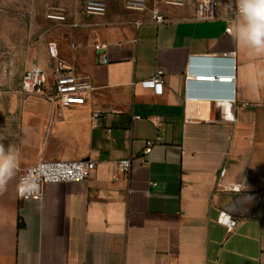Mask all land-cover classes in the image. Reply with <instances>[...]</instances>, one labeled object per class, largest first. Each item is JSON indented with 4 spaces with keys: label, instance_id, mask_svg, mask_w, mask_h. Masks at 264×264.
Returning a JSON list of instances; mask_svg holds the SVG:
<instances>
[{
    "label": "crops",
    "instance_id": "1",
    "mask_svg": "<svg viewBox=\"0 0 264 264\" xmlns=\"http://www.w3.org/2000/svg\"><path fill=\"white\" fill-rule=\"evenodd\" d=\"M150 1L165 22L123 0L89 18L84 0H0V9L67 16L60 38H50L52 20L35 24L44 33L23 45L27 69L44 66L52 83L54 42L90 85L85 102L69 107L21 85L0 90V142L20 153L0 194V264H264V88L248 83L250 65L264 67V58L251 59L227 35L235 0H220L210 20L190 1ZM158 69L162 94L140 84ZM205 74L235 82L196 79ZM42 159L92 160L96 168L86 180L52 183L41 199L21 200V171ZM121 159L132 160L129 172H118ZM221 210L239 225L218 223Z\"/></svg>",
    "mask_w": 264,
    "mask_h": 264
},
{
    "label": "built area",
    "instance_id": "2",
    "mask_svg": "<svg viewBox=\"0 0 264 264\" xmlns=\"http://www.w3.org/2000/svg\"><path fill=\"white\" fill-rule=\"evenodd\" d=\"M188 0H159L158 3L165 5H185ZM124 6L130 10L152 12V19L156 22H165L167 19L158 5L150 8L149 0H123ZM220 0H197L196 13L197 17L202 20H210L218 18V8ZM108 9V0H84L82 13L86 18L92 15H104ZM50 18L66 20L67 16L62 13H50ZM74 26L80 25L78 22L73 23ZM100 48V45H95ZM55 43L49 44L51 57L55 61L53 70V82L50 83L49 75L44 66L34 65L27 69L21 80V88L27 94H37L48 98L50 101L58 103L61 107H69L71 105H79L85 102V94L90 88L89 83L80 76H77L72 66L63 60L57 50H54ZM102 63H107L106 55L101 57ZM197 80L218 82V83H234V75L225 74H205L197 75ZM145 87L153 88L158 94L164 91V70L158 69L156 73L140 82ZM47 89L52 91V94H47ZM100 112L95 111L91 115L93 126H97V120L100 117ZM153 141L146 142L144 154L151 151ZM132 167L131 159H121L117 162V170L119 173H127ZM96 168V162L92 160H45L42 159L35 165L23 169L20 173V179L25 175H34L38 178L40 191L26 196L18 197L21 200L41 199L44 196L47 185L52 183L63 182H79L88 179ZM118 178V177H116ZM217 222L226 226L228 230H232L239 225L238 219L234 218L229 212L221 210L217 217Z\"/></svg>",
    "mask_w": 264,
    "mask_h": 264
},
{
    "label": "clouds",
    "instance_id": "3",
    "mask_svg": "<svg viewBox=\"0 0 264 264\" xmlns=\"http://www.w3.org/2000/svg\"><path fill=\"white\" fill-rule=\"evenodd\" d=\"M235 15L225 17L227 35L238 47L247 50L253 60L264 58V0H235ZM252 72L249 87L253 91L264 88V67L250 65ZM20 165V153L14 145L7 148L0 142V194L6 191L9 182L16 176ZM17 191L20 196L32 195L40 191L38 178L23 176Z\"/></svg>",
    "mask_w": 264,
    "mask_h": 264
},
{
    "label": "rangeland",
    "instance_id": "4",
    "mask_svg": "<svg viewBox=\"0 0 264 264\" xmlns=\"http://www.w3.org/2000/svg\"><path fill=\"white\" fill-rule=\"evenodd\" d=\"M189 1L197 5V0ZM42 7L43 4L40 3L38 8ZM44 13L42 14L41 9V11H37L36 15H30V11L25 6L15 11H12L11 7L0 9V90L20 87L23 73L29 67L30 50L27 45H23L34 38L39 41L44 33L34 31L35 24L37 27L44 28L50 23L49 20H52V28L49 30L50 38L64 36V20L50 18V13L47 14L46 10ZM40 50L37 48V52ZM62 59L64 60V58Z\"/></svg>",
    "mask_w": 264,
    "mask_h": 264
}]
</instances>
